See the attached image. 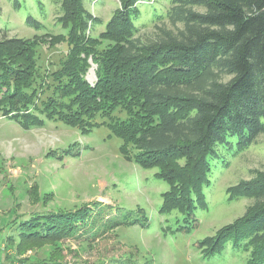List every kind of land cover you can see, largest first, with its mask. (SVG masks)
<instances>
[{"label":"trees","instance_id":"trees-1","mask_svg":"<svg viewBox=\"0 0 264 264\" xmlns=\"http://www.w3.org/2000/svg\"><path fill=\"white\" fill-rule=\"evenodd\" d=\"M8 1L16 10L27 11L30 27L45 29L27 0ZM33 1L45 20L43 0ZM53 2L61 5L57 23L68 30L69 50L58 68L52 65L42 75L35 41L0 40V114L25 129L41 127L47 118L87 132L101 119L111 136L123 142L120 151L128 161L157 170L155 177L168 184L161 212H175L186 228L191 216L206 206L205 189L218 149L236 141L243 152L264 134V0H170L166 12L153 9L152 23L181 28L161 27L150 42L135 36L151 0H123V9L107 25L105 37L115 45L106 50H97L96 40L87 35L92 27L81 11L85 0ZM62 36L52 35L51 40ZM89 61L96 66L94 85L86 79ZM223 75L230 79L222 81ZM227 192L229 201L244 197L256 202L217 238L214 252L232 244L249 250L252 264H264V176ZM62 216L37 215L5 227L17 233L23 228L19 237L25 239L81 240L76 234L87 226L85 215ZM7 238L8 243L14 240Z\"/></svg>","mask_w":264,"mask_h":264},{"label":"rangeland","instance_id":"rangeland-1","mask_svg":"<svg viewBox=\"0 0 264 264\" xmlns=\"http://www.w3.org/2000/svg\"><path fill=\"white\" fill-rule=\"evenodd\" d=\"M27 1L45 29L30 27L26 10H16L8 0H0V40L35 41L39 69L44 75V69L50 70L52 65L58 68L67 54L68 30L57 23L62 16L61 5L43 0L47 8L44 20L36 3ZM123 6V0L83 3L81 11L90 18L92 27L87 35L96 40L97 50L115 45L105 33ZM170 7V0H151L143 8L135 38L150 42L160 34L161 27L173 31L181 28H173L169 22L152 23L154 8L166 12ZM52 35H63L64 39L51 40ZM89 62L86 79L94 85L96 66ZM229 79L221 77L224 82ZM40 84L38 79L37 87ZM39 92L44 98L41 88ZM96 122L87 132L82 126L47 118L43 126L25 129L0 114L1 264H252L247 249L228 244L214 252L213 246L225 229L254 209V198L229 201L227 191L264 176V134L243 152L237 150L236 141L218 149L211 184L205 189L206 206L191 216L192 223L185 228L175 212H161L169 186L155 177L157 170H146L128 161L120 151L121 139L111 136L107 126L100 124L101 119ZM77 212L83 213L88 222L78 228L76 235L81 240L64 236L25 239L19 237L23 228L17 233L5 227L15 221H32L37 215L67 218ZM111 221L120 224L109 226ZM9 236L14 237L13 241L9 239L11 243L6 241Z\"/></svg>","mask_w":264,"mask_h":264},{"label":"bare ground","instance_id":"bare-ground-1","mask_svg":"<svg viewBox=\"0 0 264 264\" xmlns=\"http://www.w3.org/2000/svg\"><path fill=\"white\" fill-rule=\"evenodd\" d=\"M94 76V75H93Z\"/></svg>","mask_w":264,"mask_h":264}]
</instances>
